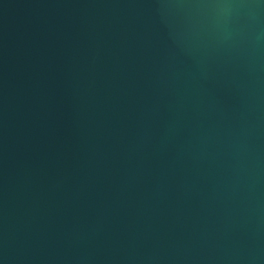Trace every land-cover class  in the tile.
Here are the masks:
<instances>
[{
    "label": "water",
    "instance_id": "95a60500",
    "mask_svg": "<svg viewBox=\"0 0 264 264\" xmlns=\"http://www.w3.org/2000/svg\"><path fill=\"white\" fill-rule=\"evenodd\" d=\"M0 264H264V0H0Z\"/></svg>",
    "mask_w": 264,
    "mask_h": 264
}]
</instances>
